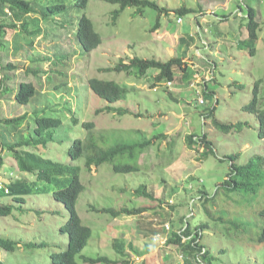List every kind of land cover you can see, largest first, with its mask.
<instances>
[{
    "label": "rangeland",
    "instance_id": "obj_1",
    "mask_svg": "<svg viewBox=\"0 0 264 264\" xmlns=\"http://www.w3.org/2000/svg\"><path fill=\"white\" fill-rule=\"evenodd\" d=\"M42 1V5L36 1L35 11L23 17L12 12L0 14V21L17 25L8 26L3 39L5 49H0L3 65H17L16 70L9 71V94L0 97V117L10 118L27 112L29 117L25 123L34 127V110L51 105L55 109L52 113L57 115V105H71L72 109H80L77 115L81 121L96 122L97 132L142 129L149 137L163 132L167 135L157 139L142 155L143 168L139 172L115 174L104 164L100 167L92 165L83 174L86 189L78 199L77 209L83 222L93 229L83 254L92 257L106 255L115 260L112 264H127L126 259L130 260L128 264H202L195 261L189 250L180 246L168 248L166 240L170 231H182L185 223L195 231L198 224L212 221L201 237L209 245L210 263L207 264H236L244 259L262 261V258L264 261V243L256 240L261 223L259 201L254 209L256 212H235L244 214L250 223L237 229L238 232L228 231L225 224H216L220 222L214 221L215 216L208 215L197 201V191L202 185L214 195L219 184L228 178L233 154L240 155L239 162L264 154L258 117L243 109V105L250 102L258 80H261V105L264 107V0H154L164 10L148 7L140 13L137 7H127L116 22L114 11L120 8L119 4L90 0L85 12L103 38L90 55L76 41L78 12L75 0ZM58 2L65 4V9L50 13L49 5ZM182 7L193 10L180 14L178 10ZM250 7L255 9L260 20L256 53L252 51L254 46L248 36ZM225 15L227 19H224ZM24 20L30 22L27 31H22ZM241 32L245 35L242 36ZM135 56L162 61L183 57L185 70L178 71L172 86L162 80L157 88L154 86L155 70L142 78L126 71L101 70L114 67L122 58L128 61ZM189 69L196 71V77L192 73L185 76ZM2 70L0 68V79ZM90 77L115 80L128 87L127 98L114 105L128 108L130 114L120 117L99 110L109 102L88 88ZM22 81L34 82L38 88L29 105L18 104L12 96ZM56 83L58 87H55ZM200 97H204L205 103L200 102ZM203 112L210 115L203 117ZM66 113L64 109L65 125L69 119ZM214 119L224 124L246 125L227 133L215 126ZM25 123L24 126H28ZM66 128L72 139L85 136V131L72 123ZM23 131L20 126H5L0 122V135L4 141L15 142ZM192 133L196 134V139L206 134L211 149L206 150L200 145L201 148L196 145L191 148L187 136ZM25 134H30L29 130ZM141 135L135 132L129 136ZM69 142L68 134H65L62 143L55 141L51 144L47 156L64 161ZM172 143L175 160L170 163ZM0 151L4 155L0 183L9 185L13 175H20V172L13 154L6 149ZM141 184L154 189L156 199L134 196L133 191ZM192 195H196L195 200ZM12 199L7 195L0 199V203L14 202ZM171 204H177L174 210H170ZM126 205L146 206L147 211L141 215L114 217L93 209V206L121 208ZM56 206L62 207L50 196L33 195L23 204L27 210L22 214L17 211L14 216L0 218V236L14 235L21 241V247L16 251L0 247V261L20 264L28 260L24 242L37 240L39 231L46 233L47 226H52L55 232L59 222L64 224L63 217L51 212ZM208 206H214L211 208L214 215L218 208L213 203ZM37 208L47 212L41 216L34 210ZM164 224L169 227V232H160ZM219 228L222 229L220 232L216 230ZM118 237L120 243L125 241L128 258L114 246V239ZM237 238L241 241L237 242ZM223 248L227 249L226 253L222 252ZM78 260L79 264H86L81 257Z\"/></svg>",
    "mask_w": 264,
    "mask_h": 264
},
{
    "label": "trees",
    "instance_id": "obj_2",
    "mask_svg": "<svg viewBox=\"0 0 264 264\" xmlns=\"http://www.w3.org/2000/svg\"><path fill=\"white\" fill-rule=\"evenodd\" d=\"M39 2L43 4L42 0H0V14H14L15 16H25L32 14L35 11L34 3ZM112 4H119L120 8L114 11V21L123 10L127 7H137L138 12L142 13L146 8H161L154 0H104ZM90 0H75L78 17L76 22V41L82 45L84 51L90 55L92 51L99 47L103 38L99 31L96 30L92 18L85 12ZM65 9V4L58 2L57 4L49 5V12H61ZM9 10L10 12H8ZM188 7H182L178 10L180 14L192 11ZM248 36L252 42V51L256 53V43L259 39L258 30L260 28V20L256 15L254 8L250 7L248 15ZM8 26L16 27L15 23L8 25L4 20L0 21V49H5L4 37L8 32ZM30 22L24 20L22 22V31L29 30ZM185 61L183 57H172L169 60L162 61L157 58H143L135 56L126 61L124 58L112 68H103V71L115 70L118 72L126 71L129 75L142 78L150 71H157L155 74L157 88L159 83L164 80L168 85L169 81H174L179 70H185L183 65ZM0 68L3 70V75L0 79V97H7L9 90V71L17 69V65L9 63L3 65L0 59ZM187 71V70H186ZM185 71V72H186ZM187 74V73H186ZM185 74V75H186ZM188 76H190L188 74ZM259 81V82H258ZM256 81V85L252 91V98L249 103L243 105L244 111H250L257 115L259 120V138L261 140V148L264 152V107L261 103V80ZM59 84L56 83L55 87ZM87 86L101 99L106 100L108 105L99 110H104L109 113H114L117 116L123 117L130 114V110L126 107H116L117 103L127 98L129 93L128 87L121 85L115 80L100 79L98 77H90L87 80ZM169 86V85H168ZM37 87L34 82L22 81L19 89L12 93L14 100L20 105H29L32 98L37 94ZM170 93V92H169ZM57 115L52 112L55 110L51 105H46L40 110H34L35 126L31 123L24 126L25 121L29 117V113H24L10 118H1L0 122L5 126H17L24 129L22 136L15 142L4 141V137L0 135V150L6 149L12 153L16 162L17 169L20 175H13V179L6 184L0 186V197L11 196L14 202L0 203V218L14 216L16 212L22 214L23 204L27 202V198L33 195L50 196L51 199L62 207L56 206L52 213H57L65 220L64 224L59 222L57 230L52 231V226H47L46 233L39 231L37 240L32 239L24 242V250L28 253V260L20 264H79L78 257H81L86 264H97L104 262L106 264L115 263V260L106 255L92 257L83 254L84 248L88 245L92 235L93 229L85 224L77 209V202L80 195L86 189V184L83 180V174L92 168V165L100 167L104 164L108 166L115 174H128L139 172L143 168L141 157L146 154L151 148L152 144L156 143L159 138H166V133L154 134L149 137L142 129L123 131L114 129L113 132L104 133L97 132L96 122L93 120L81 121L78 117L80 109H72L71 105L62 107L57 105ZM63 108H61V107ZM66 109L69 119L67 125L71 123L73 126H79L85 131V136H77L74 139L70 137L67 125H65L62 111ZM98 110V111H99ZM49 111L48 115L46 112ZM214 113V109H211ZM209 112H203L202 116H209ZM64 117V118H63ZM80 120V121H79ZM25 123V124H26ZM213 123L217 128H222L225 132H230L233 128L241 129L246 123L224 124L214 119ZM70 131L72 127L70 126ZM29 130L28 135L25 131ZM135 132L142 135L140 137H133ZM68 134L71 142L68 143L65 152V160L59 158L54 159L51 155L47 156L51 148V144L55 141L62 143L63 136ZM199 135H197L198 137ZM196 139V134L192 133L187 136L188 145L211 149L212 144L207 141V135L199 136ZM72 139V140H71ZM199 147V148H201ZM169 162L175 160L173 155L174 143L170 146ZM206 152V151H205ZM204 152V153H205ZM240 155L233 154L231 156V171L228 178L219 184L217 191L212 195L205 185H202L197 195V200L205 212L210 216H215L214 221L220 222L216 224H225L226 228L237 231L239 228H244L245 224L250 225L244 214H237L235 212L247 213L256 212L254 210L257 202L261 203V208L258 211L260 219L259 229L256 233L257 241L264 243V154L259 158L254 156L249 157L243 162H239ZM4 155L0 151V167L3 163ZM17 171V170H16ZM30 176V177H29ZM8 190V191H6ZM134 196L144 197L147 199H156L154 189H149L145 184H141L133 191ZM0 198V199H1ZM193 200L196 195H192ZM19 203V205L16 204ZM213 203L218 208L212 214L211 208L208 204ZM177 204H171L170 210H174ZM195 205V204H194ZM168 208V207H167ZM93 209L108 213L114 217L122 215H138L147 211L146 206H122L117 207H103L98 208L93 206ZM39 215L43 216L46 210L34 209ZM157 212L156 214H158ZM241 217L238 219L237 217ZM212 221H205L198 224L195 231H193L190 224L186 225L182 231H170V237L166 240L168 248H176L180 246L183 250H189L195 261L202 264L210 263L209 245L201 240L204 229L210 228ZM169 228V227H168ZM166 225L161 228L160 232L168 230ZM220 232L222 229H216ZM169 232V230H168ZM238 232V231H237ZM45 234V235H43ZM185 238H187L185 240ZM240 242L239 239H236ZM19 240L12 236H0V247L6 250L16 251L21 247ZM120 238L114 239V246L116 250L124 257L128 258L125 252V241L120 243ZM165 246V247H166ZM223 253L227 252L226 248L222 249ZM209 261H208V260ZM127 264L129 259L125 261ZM0 264H6L0 261ZM236 264H264L263 258L260 260L244 259Z\"/></svg>",
    "mask_w": 264,
    "mask_h": 264
},
{
    "label": "built area",
    "instance_id": "obj_3",
    "mask_svg": "<svg viewBox=\"0 0 264 264\" xmlns=\"http://www.w3.org/2000/svg\"><path fill=\"white\" fill-rule=\"evenodd\" d=\"M8 12H10L9 10H7ZM182 20V18L180 17V21ZM173 82L169 81L168 85L172 86ZM192 86H196L194 83H192ZM198 93H200V90L198 89ZM200 102L205 103V99L204 97H200ZM5 185V183H0V186L3 187ZM7 186V185H6ZM8 191V190H6Z\"/></svg>",
    "mask_w": 264,
    "mask_h": 264
},
{
    "label": "crops",
    "instance_id": "obj_4",
    "mask_svg": "<svg viewBox=\"0 0 264 264\" xmlns=\"http://www.w3.org/2000/svg\"><path fill=\"white\" fill-rule=\"evenodd\" d=\"M241 10V9H240ZM223 19V18H222ZM224 19H227V16L225 15V17H224ZM228 21V20H227ZM242 33V36H244L245 34H244V32H241ZM219 36H220V34H219ZM242 39H240V41H241ZM187 73V74H186ZM191 73L193 74L192 76L193 77H196V71L195 70H193V69H189V71L188 72H185V76H187L188 74L189 75H191ZM206 85V87H207V83L205 84Z\"/></svg>",
    "mask_w": 264,
    "mask_h": 264
}]
</instances>
